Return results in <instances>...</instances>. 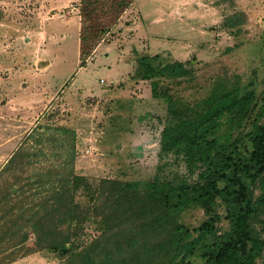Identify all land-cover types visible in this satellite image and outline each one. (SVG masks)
I'll return each instance as SVG.
<instances>
[{
    "label": "rangeland",
    "instance_id": "obj_1",
    "mask_svg": "<svg viewBox=\"0 0 264 264\" xmlns=\"http://www.w3.org/2000/svg\"><path fill=\"white\" fill-rule=\"evenodd\" d=\"M233 10L247 18L237 34L222 27ZM84 27L89 55L83 57ZM144 56L155 69L176 63L183 67L177 76L167 71L144 80L138 63ZM219 79L242 86L253 82L257 106L244 131L264 124V0H0V171L27 135L44 126L75 132V171L95 187L103 179L145 184L168 177L170 169H162L158 159L167 97L178 108H193ZM153 83L158 84V98ZM24 91L27 100L19 94ZM54 135L49 131V142L41 146L49 156L27 169L17 186L33 183L44 191L50 179L56 180L39 176L42 168L59 162L53 153L71 145L69 137ZM172 170L180 172L177 166ZM7 178H0L4 202ZM77 201L88 204L81 194ZM5 208L0 203V218ZM205 219L204 211L194 208L180 221L196 228ZM91 220L79 246L102 235L99 218L94 214ZM4 226L0 223V239ZM220 228L226 231L228 222L222 220ZM254 228L264 239V209ZM27 232L24 247L0 242V264L7 254L17 264L65 263L66 257L47 250L28 253L35 236ZM258 264H264V253Z\"/></svg>",
    "mask_w": 264,
    "mask_h": 264
},
{
    "label": "trees",
    "instance_id": "obj_2",
    "mask_svg": "<svg viewBox=\"0 0 264 264\" xmlns=\"http://www.w3.org/2000/svg\"><path fill=\"white\" fill-rule=\"evenodd\" d=\"M233 11L224 17L222 27L237 34L247 18L243 11ZM85 31L84 27L80 37L83 57L89 55ZM138 63L144 80L167 71L175 76L183 67L176 63L155 69L148 56ZM157 89L158 84L153 83L155 95ZM166 100L169 117L160 142L166 160L163 167L171 171L168 177L158 176L145 184L103 179L95 187L75 171L74 131L65 127L33 129L0 171V178L8 176L5 202H0L6 204L0 223L8 227L1 242L24 247L27 231H31L35 243L27 252L58 253L66 257L64 264H258L264 239L256 232L254 221L264 209V124L244 131L257 106L255 84L242 86L219 79L210 95L193 108H178L171 98ZM49 131L55 132L54 137L71 139L69 148L53 153L59 162L39 172L42 179L48 175L57 176L56 180L50 179L44 191L33 183L17 186L27 169L49 156L41 147L49 142L45 138ZM34 144L41 148L35 150ZM176 166L182 172L172 170ZM257 189L261 190L259 196ZM79 194L88 199L87 205L77 201ZM194 208H201L206 219L190 228L180 219ZM94 214L102 235L79 246ZM222 220L228 222L226 231L220 228ZM3 247L1 251L6 252ZM8 257L11 262L13 257Z\"/></svg>",
    "mask_w": 264,
    "mask_h": 264
},
{
    "label": "flooded vegetation",
    "instance_id": "obj_3",
    "mask_svg": "<svg viewBox=\"0 0 264 264\" xmlns=\"http://www.w3.org/2000/svg\"><path fill=\"white\" fill-rule=\"evenodd\" d=\"M158 89H159V87H158ZM158 89H157V91H156V95H155V93L153 94L154 95V97L155 98H158L159 97V95H161L160 94V92L158 91ZM167 101V100H166ZM169 103V102H168ZM169 117V110H168V116H167V118ZM167 118H166V120H167ZM165 123H166V121H165ZM165 125V124H164ZM162 131H163V129H162ZM161 131V132H162ZM160 139H161V133H160ZM156 144V143H155ZM151 145H153V143H151V144H144V147L143 148H141V149H139V150H141V151H144L145 150V146H147V147H150ZM141 147V146H140ZM140 147H137V148H140ZM164 154L161 152V142H160V147H159V152H158V159L164 164L165 162H166V160H164V159H162V156H163ZM170 160H172L173 162H177V160H175L174 158H172V155H170L169 157H168ZM165 167H163L162 169H164ZM181 172H182V170H180Z\"/></svg>",
    "mask_w": 264,
    "mask_h": 264
},
{
    "label": "crops",
    "instance_id": "obj_4",
    "mask_svg": "<svg viewBox=\"0 0 264 264\" xmlns=\"http://www.w3.org/2000/svg\"><path fill=\"white\" fill-rule=\"evenodd\" d=\"M27 92H22V93H19L20 94V96H21V98L23 99V100H27V98H28V95L26 94ZM13 155V154H12ZM11 158V157H10ZM6 165V164H5ZM2 170V169H1ZM13 175V174H12ZM12 175H9V178L12 176ZM0 202H4L3 200H1L0 199ZM8 227V226H7ZM7 227H6V229H7ZM0 242H1V240H0ZM4 242V241H3ZM5 242H7V240H5ZM26 244V243H25ZM2 259H4V261H3V264H17V263H15V261H14V259L11 261V262H9V257H8V254H7V256H5V258H2Z\"/></svg>",
    "mask_w": 264,
    "mask_h": 264
},
{
    "label": "built area",
    "instance_id": "obj_5",
    "mask_svg": "<svg viewBox=\"0 0 264 264\" xmlns=\"http://www.w3.org/2000/svg\"><path fill=\"white\" fill-rule=\"evenodd\" d=\"M101 83H102V84H105V81H104V80H102V81H101Z\"/></svg>",
    "mask_w": 264,
    "mask_h": 264
}]
</instances>
